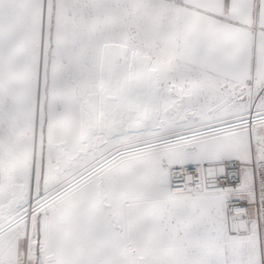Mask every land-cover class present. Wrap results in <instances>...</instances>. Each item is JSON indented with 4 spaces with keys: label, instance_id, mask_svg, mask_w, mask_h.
<instances>
[{
    "label": "snow or ice",
    "instance_id": "1",
    "mask_svg": "<svg viewBox=\"0 0 264 264\" xmlns=\"http://www.w3.org/2000/svg\"><path fill=\"white\" fill-rule=\"evenodd\" d=\"M0 264H264V0H0Z\"/></svg>",
    "mask_w": 264,
    "mask_h": 264
}]
</instances>
